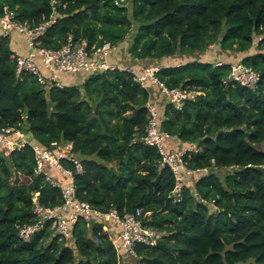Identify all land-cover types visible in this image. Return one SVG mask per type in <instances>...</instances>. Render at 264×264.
<instances>
[{
	"label": "trees",
	"instance_id": "1",
	"mask_svg": "<svg viewBox=\"0 0 264 264\" xmlns=\"http://www.w3.org/2000/svg\"><path fill=\"white\" fill-rule=\"evenodd\" d=\"M53 2L0 0V17L8 7L34 29L51 19ZM56 9V23L41 36L44 47L58 50L71 36L89 50L111 43L118 46L113 55L122 53V70L87 76L85 93L72 79L64 88L44 87L30 74L20 81L19 55L3 38L0 126L22 130L43 150L70 142L83 164L80 174L63 161L74 172L76 201L122 217L147 215L145 224L163 236L157 246H136L137 264H264V0H59ZM134 24L127 61L122 49ZM209 52L217 62L204 59ZM135 61L160 67L157 77L170 90L195 95L182 110L159 108L160 128L172 136L165 148L181 152L168 147L174 139L196 147L183 162L198 178L194 189L183 184L181 198L171 168H160L159 149L140 140L149 101L160 104L163 95L124 67ZM238 63L260 75L256 90L226 83ZM36 167L31 146L12 153L0 147V264H120L114 227L104 232L105 221H79L69 240L52 224L29 242L20 238V228L34 222L37 200L47 208L65 203L62 189ZM225 169L231 173L219 176ZM51 173L68 185L63 173Z\"/></svg>",
	"mask_w": 264,
	"mask_h": 264
},
{
	"label": "built area",
	"instance_id": "2",
	"mask_svg": "<svg viewBox=\"0 0 264 264\" xmlns=\"http://www.w3.org/2000/svg\"><path fill=\"white\" fill-rule=\"evenodd\" d=\"M57 4H59V0H54V13L51 19L34 29L19 23L16 20L15 13L10 11L8 7L5 8L4 16L0 17V42L3 38H11L14 33L23 35L26 39L28 52L17 58L16 73L19 80L23 81L25 75L30 74L44 87L55 85L64 88L62 75L96 76L118 69L117 66L111 63V57L118 50V46L111 43H105L99 48L89 50L86 40L75 41L71 36L67 43L58 50L49 49L42 45L41 36L50 25L56 23L59 17L56 9ZM221 65V63L217 64V66ZM159 71L160 68L148 67L145 73L139 77L137 76L136 79L146 89H149V82L156 85L162 95L167 98V104L182 110L184 101L193 99L195 95L187 94L181 89L170 90L157 77ZM227 82H234L247 89L256 90L260 83V75L244 64L238 63L232 66ZM147 108L150 121L146 129V135L140 140L147 146L159 149L162 156L160 168H171L177 180L174 194L181 198L182 187L180 189V181L183 182L185 176L194 175V172L187 169L183 162V156L189 150L181 152L168 151L165 148V143L172 139V136L160 128L159 107L157 103L150 100ZM138 139V136L135 137L134 142H137ZM26 140L22 130L0 126V147L12 153L21 150L24 146H31L36 153L37 173L43 174L55 187L62 189L65 203L59 207L47 208L37 200L33 206L34 222L25 224L20 228L19 236L22 240L25 242L31 241L36 234L45 230L49 224H52L56 233L63 239L69 240L72 239L74 227L79 221H88L91 226L92 220H100L105 221L103 231L110 235L111 227H113V224L116 225L119 234L115 238L111 237L119 255L135 256V247L139 244L151 247L158 245L163 235L156 228L145 224L144 219L147 215H143L142 210H137L135 213L126 214L122 217L115 209L108 213H102L88 202H79L74 199V172L66 169L63 161L73 163L76 172L80 174L83 173V164L79 158L72 155L71 146L69 148L65 146L57 151L43 150L38 145L27 144ZM53 170L67 176L68 185L66 187H63L57 179L52 177L51 171Z\"/></svg>",
	"mask_w": 264,
	"mask_h": 264
},
{
	"label": "crops",
	"instance_id": "3",
	"mask_svg": "<svg viewBox=\"0 0 264 264\" xmlns=\"http://www.w3.org/2000/svg\"><path fill=\"white\" fill-rule=\"evenodd\" d=\"M0 32H1V30H0ZM11 41H12V47H13V49H14V51L19 55V56H21V55H25V54H27V52H28V46H27V44H26V39H25V37L23 36V35H20V34H18V33H14V35L11 37ZM121 54L122 53H118V54H116V55H113V64L115 65V66H117V67H120V69H122V61L120 60V58H121ZM210 54V55H209ZM209 54H205V55H203V57H204V59H210V61H218V59L217 58H214L213 57V55H212V53L211 52H209ZM117 58H119V61H117ZM111 61V62H112ZM144 62L145 61H141V62H138V61H135V63L133 64V65H130V66H126V67H128L127 69H129L131 72H133V73H136V76H141V75H143L144 73H145V71H146V68H148L145 64H144ZM148 63V65L150 66V67H153L151 64H150V62H147ZM137 64L138 65H140L139 67H138V69H136V66H137ZM146 66V67H145ZM125 67V68H126ZM157 68H160V67H157ZM142 69H144L143 71L144 72H140ZM46 75H47V72H46ZM86 75H82V76H80V75H77V76H68V75H62V82L64 81V80H68V79H72L73 81V85H77V84H79V82H81V81H85V79H86ZM148 86H149V88L150 89H154L155 88V86L153 85V84H151V82H149V84H148ZM157 101V100H156ZM158 103H157V105H158V107L160 108V105L162 106V105H167V98L163 95L162 97H161V99H160V104H159V101H157ZM25 136V135H24ZM168 144V147L170 148V149H172V150H176V148H177V150H180V151H184V150H190V149H192L193 147H189V146H186V145H184V144H182L181 142H179L178 140H176V139H174V140H172V141H169V143H167ZM68 144H66L65 146H67ZM114 228H113V230H114V234H115V237H117L118 236V230H117V227H116V225L115 226H113ZM111 229H112V227H111ZM112 232V231H111ZM113 237V236H112Z\"/></svg>",
	"mask_w": 264,
	"mask_h": 264
},
{
	"label": "rangeland",
	"instance_id": "4",
	"mask_svg": "<svg viewBox=\"0 0 264 264\" xmlns=\"http://www.w3.org/2000/svg\"><path fill=\"white\" fill-rule=\"evenodd\" d=\"M130 5V9H129V11H130V13H132V5L131 4H129ZM136 30H137V27H136V24H134V27H133V29H132V32L130 33V35L127 37V41H126V43L127 44H124L123 45V49H122V51H124V56H125V59L128 61V60H132V58H131V56H130V54H129V48H130V45L132 44V42H133V40H134V38H135V34H136ZM217 62V61H216ZM144 64L147 66V67H150L149 65H148V63L145 61L144 62ZM145 66V67H146ZM216 66H217V64H216ZM124 67H126V66H124ZM126 68H128V67H126ZM137 77V76H136ZM84 83H85V81L83 82V81H81V82H79V84H77V86L79 87V89H81V91L82 92H84L85 93V89H84ZM162 113H164L163 111H162ZM23 132V131H22ZM24 133V132H23ZM24 135H25V133H24ZM25 138L27 139V137L25 136ZM26 142H27V144H30L31 145V141L29 140V139H27L26 140ZM66 143H68V145L66 146L67 148H69L70 146L72 147V149H73V146H72V144L70 143V142H66ZM196 148V147H195ZM194 147L192 148V149H190L189 151H191V150H193V149H195ZM1 154H3V153H1ZM5 157H7V156H5ZM8 158V157H7ZM218 172V174H219V176H221V177H225L227 174L229 175L230 173H231V171L230 170H227V169H225V170H219V171H217ZM197 175L195 174L194 176H192L191 178H188L187 180H186V178L183 180V182H181L180 181V189H181V187H183V184L184 183H186L189 187H191L192 189H194V186H195V183H196V181H197ZM74 183H75V180H74ZM181 195V194H180ZM112 210H114V209H112ZM111 211V210H110ZM102 212V211H101ZM88 226H90V223H88ZM135 250H136V247H135ZM137 255H135V256H133V257H130L129 255H127V254H120L119 255V260H120V264H137L138 263V260H136L137 259V257H136Z\"/></svg>",
	"mask_w": 264,
	"mask_h": 264
},
{
	"label": "clouds",
	"instance_id": "5",
	"mask_svg": "<svg viewBox=\"0 0 264 264\" xmlns=\"http://www.w3.org/2000/svg\"><path fill=\"white\" fill-rule=\"evenodd\" d=\"M121 263V262H120Z\"/></svg>",
	"mask_w": 264,
	"mask_h": 264
}]
</instances>
